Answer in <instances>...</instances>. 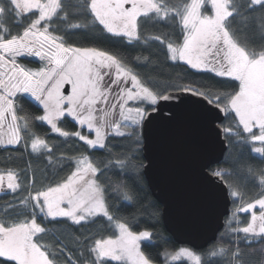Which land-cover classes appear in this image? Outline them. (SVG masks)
Returning a JSON list of instances; mask_svg holds the SVG:
<instances>
[{
	"label": "snow or ice",
	"instance_id": "1",
	"mask_svg": "<svg viewBox=\"0 0 264 264\" xmlns=\"http://www.w3.org/2000/svg\"><path fill=\"white\" fill-rule=\"evenodd\" d=\"M162 24L169 32H149ZM77 31L93 40L116 38L141 54L129 59L76 46L66 36ZM152 41L166 48L168 60L212 76L163 87L144 79L133 64L152 63L141 47ZM162 101L187 105L210 125L222 121L225 139L250 157L206 173L226 185L234 208L221 239L203 253L180 247L153 254L160 237L140 227L137 189L145 165L139 152L163 115ZM37 122L65 140L103 150L105 158L55 157L45 134L35 131ZM68 122L80 130H66ZM110 137L124 138L126 150L114 152ZM17 148L69 167L59 181L41 187L26 182L20 170H0V195L26 192L0 208V264H251L248 257L257 251L264 264V0H0V149ZM111 200L131 213L119 215ZM242 213L250 214L243 222ZM62 220L77 226L74 249L53 230ZM93 225L109 234L81 231Z\"/></svg>",
	"mask_w": 264,
	"mask_h": 264
},
{
	"label": "water",
	"instance_id": "2",
	"mask_svg": "<svg viewBox=\"0 0 264 264\" xmlns=\"http://www.w3.org/2000/svg\"><path fill=\"white\" fill-rule=\"evenodd\" d=\"M161 104L163 115L143 140L144 175L162 206L166 231L179 246L203 251L217 240L231 213L226 185L206 178L211 168L221 165L227 150L222 121L210 125L187 105L169 107L178 101Z\"/></svg>",
	"mask_w": 264,
	"mask_h": 264
},
{
	"label": "trees",
	"instance_id": "3",
	"mask_svg": "<svg viewBox=\"0 0 264 264\" xmlns=\"http://www.w3.org/2000/svg\"><path fill=\"white\" fill-rule=\"evenodd\" d=\"M149 32L151 34H164L169 32V29L162 24L159 29L150 28ZM66 39L68 40V42L73 43L76 46H96L108 51H119L122 55H128L129 59L132 55L141 54L140 49L134 50L131 45H127L122 41L117 40L116 38L108 37L106 39L93 40L83 32L77 31L67 35ZM141 47L143 50L142 54L148 55L152 63L146 67L137 66L135 64H133V66L144 79L149 80L150 82L158 83L161 85V87L165 86L170 81L184 84L188 83L189 81H200L202 78L212 76V74L210 73L196 72L183 63H174L168 60L166 48L163 45L159 44V42L157 41H152L150 42V45ZM29 66L37 67L38 64L31 63ZM25 107L28 108L29 111L39 114L37 108L34 105L25 104ZM63 126L66 128V130L69 131L79 130L78 126L75 125L74 122H68ZM220 127L222 128V123L220 124ZM35 131L37 133L45 134V138L48 139L50 144L53 145V152L55 157H59L61 153L68 157L79 155L80 153H87L89 155H92L95 160L100 161L103 160L106 156V153H104L103 150H89L82 141L78 140V138L73 137L65 140V138L59 137L58 134L52 133L48 126L41 125L39 122H37ZM109 140L115 146L113 148L114 152H124L126 150L124 138L110 137ZM225 140L227 142V150L224 155L223 163L213 168L222 167L225 169H231L233 162L236 159L241 158V155L244 159H250L248 150L246 148H239L234 143H229L228 139ZM139 155L140 162L145 165L146 162L143 155V147L140 149ZM253 162L259 163V161ZM68 167L69 164L67 161L65 162L63 169L50 165L45 158V154L36 156L31 153L30 149L28 151L19 148L7 150L0 149V170H4L6 168H15L17 170H20L21 175L25 178L26 182L28 180L35 181V187L47 186L59 181L63 176L67 175ZM142 172L143 175L138 182L137 189L139 197L137 208L139 209L138 219L140 221V227L142 229L150 228L153 231L154 235H158L160 237V239H154L152 242L154 245V247L151 249L153 254L162 253L165 249L169 251H175L179 247V245L166 231L162 217V206L156 201L148 187L144 175V169L142 170ZM112 179L115 180L116 177H112ZM225 180L228 183H233L237 181V177L225 176ZM249 187L251 189L252 186L250 185ZM255 193L256 190H252L249 194L254 196ZM23 195H26V192L24 190H21V192L14 194L0 195V208H3V206L8 203H17ZM110 203L115 204L117 209H122V211L118 213L119 215H129L132 211V209L130 208H124V204L119 200H111ZM153 205H155V208L152 207ZM145 208L149 209V211L145 212ZM233 208L234 205L232 203L231 213L233 211ZM9 211H11V209H9ZM156 211H158V215L153 218L151 213ZM231 213L226 218L225 227L219 233L217 240L211 243L202 252L206 251L221 239V233L225 232L226 221L231 216ZM240 215L242 222L246 221L249 218V214L242 213ZM53 223H55V227L53 228V230L56 232L59 238L64 240V242L70 249H74V245L72 243V234L77 226L71 225L70 222L66 220ZM48 226L53 227V224L49 223ZM81 231L90 232L93 237L105 236L109 234L108 230H106L102 225L85 226L81 228ZM45 239L51 240V237H46ZM223 239L227 241L226 236ZM166 240L168 241V243H165ZM248 259L251 264H258V262L262 259V255L259 251H257L254 256H249Z\"/></svg>",
	"mask_w": 264,
	"mask_h": 264
},
{
	"label": "rangeland",
	"instance_id": "4",
	"mask_svg": "<svg viewBox=\"0 0 264 264\" xmlns=\"http://www.w3.org/2000/svg\"><path fill=\"white\" fill-rule=\"evenodd\" d=\"M180 63H182V62H180ZM80 130V129H79ZM93 137H94V134H93ZM246 214H248V213H246ZM249 216H250V214H249ZM180 247H189V246H179L176 250H178ZM189 248H191V247H189ZM193 249V248H192ZM175 250V251H176ZM194 250V249H193ZM194 251H196V252H198V253H203L202 251H197V250H194ZM180 263H185V262H180Z\"/></svg>",
	"mask_w": 264,
	"mask_h": 264
}]
</instances>
